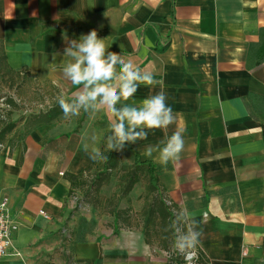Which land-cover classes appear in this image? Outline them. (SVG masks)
<instances>
[{
	"label": "crops",
	"instance_id": "1",
	"mask_svg": "<svg viewBox=\"0 0 264 264\" xmlns=\"http://www.w3.org/2000/svg\"><path fill=\"white\" fill-rule=\"evenodd\" d=\"M93 29L158 82L134 101L167 95L175 122L128 147L152 166L183 227L197 222L201 264H264V0H0L4 69L46 84L55 102L75 99L63 50ZM15 118L0 145V199L16 229L0 264H168L142 225L113 216L109 230L70 226L75 189L65 174L95 164L83 146H103L105 112L32 128ZM175 130L185 140L179 159L161 166L142 155Z\"/></svg>",
	"mask_w": 264,
	"mask_h": 264
},
{
	"label": "clouds",
	"instance_id": "2",
	"mask_svg": "<svg viewBox=\"0 0 264 264\" xmlns=\"http://www.w3.org/2000/svg\"><path fill=\"white\" fill-rule=\"evenodd\" d=\"M121 50L123 45H120ZM122 52L110 51L106 38H100L95 29L69 41L63 50L62 74L77 88L74 100L58 96L57 103L66 118L79 116L83 111L105 112L109 118V134L100 146L89 149L83 146L94 163L108 160L106 153L123 154L129 145L146 140L150 131L167 129L175 122L173 109L167 103L165 91L150 94L139 102L133 100L141 85L154 87L158 82L149 71L140 70L131 60H125ZM58 53H53V60ZM132 101V103H129ZM94 145L95 138L93 137ZM185 146L181 130L166 135L157 144H148L142 155L154 159L161 166L179 159ZM191 227L185 225L174 233L173 248L179 253L195 249L202 233L191 219Z\"/></svg>",
	"mask_w": 264,
	"mask_h": 264
},
{
	"label": "rangeland",
	"instance_id": "3",
	"mask_svg": "<svg viewBox=\"0 0 264 264\" xmlns=\"http://www.w3.org/2000/svg\"><path fill=\"white\" fill-rule=\"evenodd\" d=\"M0 96H10L19 104L11 116L16 117L15 119L27 118L30 114L43 111L56 100L52 99L54 95L46 84L23 74L8 72L1 64ZM117 157L116 168L109 169L107 175H101L100 181L96 180L95 175L97 171L101 172L102 163H95L85 172V184L75 189L70 198L71 204L76 206L71 227L109 230L113 219L112 211L117 209L120 221L125 222L128 228L138 225L144 228L143 221L147 211L158 200L156 193L147 188V174L138 172V181L127 194H122L126 176L133 167V155L127 148L123 154L117 153ZM68 233L69 231L66 232ZM148 238H154V233L151 232Z\"/></svg>",
	"mask_w": 264,
	"mask_h": 264
},
{
	"label": "trees",
	"instance_id": "4",
	"mask_svg": "<svg viewBox=\"0 0 264 264\" xmlns=\"http://www.w3.org/2000/svg\"><path fill=\"white\" fill-rule=\"evenodd\" d=\"M262 60H264V58L259 59L258 62ZM0 64L3 68L6 67L5 56L2 48H0ZM0 98H3V103L8 106V109L3 111V117H0V144H3L6 135L9 134L16 125V123L11 119V116L14 110L18 109L19 104L10 96H0ZM66 99L74 100V98ZM61 115H63V113L56 101L46 111L40 112L39 114H30L27 118H25L24 124L27 128H32L40 124L50 123ZM20 119L22 120L23 118ZM128 150L133 154V167L126 176L123 184L124 188L122 190V194H127L133 185L138 181V172H145L147 174V188L150 191H154L156 193L158 200L155 205L151 204L147 211L145 220L143 221L144 235L147 238L150 236L151 232L154 233L155 240L163 249H165L167 252H175L173 248L174 233H176V230L181 231L183 228L181 217L177 214H174L171 206L164 201L163 195L158 186L156 174L154 173L152 166L149 163L137 160L135 153L130 147H128ZM107 155V162L102 163L101 172L97 171L95 175L97 181H100L101 175H107L109 169L116 168L117 166V153H108ZM65 177L70 182V194L74 189L80 188L86 182L83 172L77 175L66 173ZM112 214L114 216V221L119 219V211L117 209H113ZM170 256L171 257L168 261V264L181 263L182 257L180 255L172 253ZM198 257L199 261L201 262L202 259L199 253Z\"/></svg>",
	"mask_w": 264,
	"mask_h": 264
},
{
	"label": "built area",
	"instance_id": "5",
	"mask_svg": "<svg viewBox=\"0 0 264 264\" xmlns=\"http://www.w3.org/2000/svg\"><path fill=\"white\" fill-rule=\"evenodd\" d=\"M8 109V106L3 103V98H0V117H3V111ZM1 145V144H0ZM16 229V226L11 222L8 209H7V199L2 197L0 199V257H3L10 253L12 247L11 233ZM180 232L176 230V233ZM167 252L166 256L170 259V255L178 254L182 257V261L179 264H201L198 257V252L193 249L185 253ZM177 264V263H174Z\"/></svg>",
	"mask_w": 264,
	"mask_h": 264
}]
</instances>
